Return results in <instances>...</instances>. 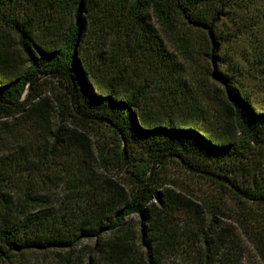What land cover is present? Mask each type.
I'll use <instances>...</instances> for the list:
<instances>
[{
    "label": "trees",
    "instance_id": "trees-1",
    "mask_svg": "<svg viewBox=\"0 0 264 264\" xmlns=\"http://www.w3.org/2000/svg\"><path fill=\"white\" fill-rule=\"evenodd\" d=\"M249 2L0 0V25L20 53L16 61L0 46V264L68 253L75 238L103 233V264H127L125 219L150 207L156 217L185 212V239L144 234L147 264H244L245 244L251 264H264V153L253 148L264 146V112L218 55L219 26ZM199 59L214 68V91L184 76ZM47 82L63 87L54 100ZM182 99L203 114L210 101L216 114L180 119ZM95 128L103 140L92 141ZM175 160L202 186L184 190L191 199L159 191Z\"/></svg>",
    "mask_w": 264,
    "mask_h": 264
},
{
    "label": "rangeland",
    "instance_id": "rangeland-1",
    "mask_svg": "<svg viewBox=\"0 0 264 264\" xmlns=\"http://www.w3.org/2000/svg\"><path fill=\"white\" fill-rule=\"evenodd\" d=\"M218 33L222 37V45L218 54L223 61L221 70L234 78L235 82L248 95L256 111L264 112V0H250L247 6L225 17L218 28ZM16 41L15 34L0 25V46L4 47L5 51L16 61H19L20 53L15 50ZM212 69L214 68L210 63L199 59L196 65L187 68L184 76L194 83L195 87H199V83H202L207 89L214 91L215 88L209 81V73L207 74V71L210 72ZM133 79L136 82L138 81L135 77ZM41 90L44 97L48 100H54L56 95L62 94L63 87L58 83L51 84L47 82L43 84ZM200 105L206 108V114L188 109L191 108L189 107V100H178L176 105L178 118H188L202 114L210 118L216 114L214 112L216 105L210 101L202 99ZM219 112L225 114L227 120L234 125L233 117L228 112H225L222 108L219 109ZM94 132L96 136L92 141L96 139L97 141L103 140L102 136L104 135L101 134L99 128H95ZM105 135V141L108 143L109 137L107 133ZM253 148L257 156L264 153L263 145L253 146ZM160 176H163L165 181H163V186L159 188V191L170 189L188 198L189 195L185 194L184 190L193 191L194 193L202 190V186L197 179L186 172L183 165L177 160L169 161L168 165L162 169ZM120 182H124V180ZM63 189L64 187H60L48 196L47 206L49 211L52 212L58 209L64 198ZM152 202L156 203L154 200ZM184 213L183 211H168L156 217V211L150 207L142 217L134 214L125 219L122 232L131 235L130 240L134 252L133 258L127 264H147V249L141 244V238L144 234L149 235L147 240H150L151 237L155 240H162L165 238V234L166 236H175L177 241L181 240V236L185 239V235H183L185 232ZM154 218L156 220H153ZM110 237L109 233H103L97 238L92 237L90 239L77 237L74 239L72 248L68 253L66 251L44 254L29 253L17 262L19 264H103L104 246ZM245 246L247 256L243 263H257L258 259L252 248L246 244ZM69 255L71 256L67 262ZM166 259L162 261L164 264L170 258Z\"/></svg>",
    "mask_w": 264,
    "mask_h": 264
}]
</instances>
